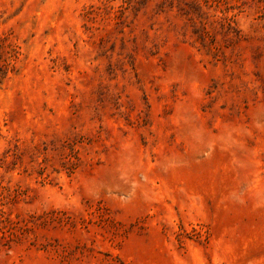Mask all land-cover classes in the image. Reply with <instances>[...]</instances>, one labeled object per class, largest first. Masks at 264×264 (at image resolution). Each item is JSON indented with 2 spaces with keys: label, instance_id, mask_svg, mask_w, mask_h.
<instances>
[{
  "label": "rangeland",
  "instance_id": "rangeland-1",
  "mask_svg": "<svg viewBox=\"0 0 264 264\" xmlns=\"http://www.w3.org/2000/svg\"><path fill=\"white\" fill-rule=\"evenodd\" d=\"M0 264H264V0H0Z\"/></svg>",
  "mask_w": 264,
  "mask_h": 264
}]
</instances>
